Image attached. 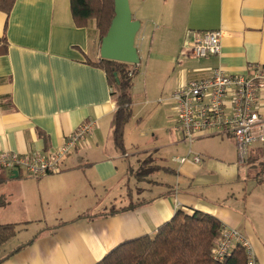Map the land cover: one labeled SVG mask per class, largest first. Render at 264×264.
<instances>
[{"label":"crops","instance_id":"crops-1","mask_svg":"<svg viewBox=\"0 0 264 264\" xmlns=\"http://www.w3.org/2000/svg\"><path fill=\"white\" fill-rule=\"evenodd\" d=\"M141 21L136 37L140 62L143 33L149 35L145 67L169 85L165 115L121 152L112 141L115 110L111 87L99 61V35L93 19L77 25L69 0H13L0 8V151L47 153L83 121L96 126L69 152L56 173L33 177L0 168V223H18L32 243L1 264H95L120 242L153 235L177 210H199L238 228L251 241L258 264L264 243L255 236L244 210L233 205L257 201L264 182L247 177L232 138L210 133L187 141L177 128L170 95L189 79L220 67L243 74L251 63L264 66V0H129ZM220 29V52L195 57L184 50L192 31ZM146 74V72H145ZM144 74V76H145ZM153 80L154 82H156ZM152 80L144 79L148 96ZM134 90V91H133ZM138 113V114H137ZM264 143L251 147L250 154ZM199 155L200 161L193 160ZM186 157L180 162L176 158ZM150 158L158 169L138 179L133 172ZM252 180L255 187L248 190ZM131 209L103 214L111 208ZM34 227V228H33ZM14 236V237H15ZM11 240V239H10ZM9 240V241H10Z\"/></svg>","mask_w":264,"mask_h":264},{"label":"built area","instance_id":"built-area-1","mask_svg":"<svg viewBox=\"0 0 264 264\" xmlns=\"http://www.w3.org/2000/svg\"><path fill=\"white\" fill-rule=\"evenodd\" d=\"M192 39L185 42L184 50L195 57L216 55L220 52V29L192 31ZM177 128L185 139L210 133L233 139L240 164H246L251 147L264 143V66L248 64L243 74L230 75L220 67L213 68L204 77L189 79L170 95ZM96 121L81 122L63 142L47 153H18L0 151V168L9 171L22 170L26 175L40 177L60 170L62 159L91 134ZM186 157L176 158L180 162ZM193 160L200 161L199 155ZM235 245L245 254V264H258L249 238L238 228L222 224L221 236L211 248L214 260H223Z\"/></svg>","mask_w":264,"mask_h":264},{"label":"trees","instance_id":"trees-1","mask_svg":"<svg viewBox=\"0 0 264 264\" xmlns=\"http://www.w3.org/2000/svg\"><path fill=\"white\" fill-rule=\"evenodd\" d=\"M12 2L13 0H0V8L8 12ZM69 7L77 25H83L90 19L95 21L100 41L113 16V0H69ZM97 64L106 73L111 87L110 95L115 104L111 122L112 141L114 146L123 152L125 126L132 116L131 86L136 69L133 64L109 59L100 58ZM250 158L251 154L248 160ZM157 169L158 166L148 158L140 163L133 174L138 179H145ZM255 182H264V179ZM133 206L111 208L103 214H115ZM20 225L0 223V248L15 236L21 229ZM221 226V221L212 214L199 210H193L191 213L177 210L153 235L145 234L124 240L95 264H245V254L239 245H235L229 255L221 261L212 258L211 248L221 236ZM32 241L33 239H29L6 255H1L0 264Z\"/></svg>","mask_w":264,"mask_h":264},{"label":"rangeland","instance_id":"rangeland-1","mask_svg":"<svg viewBox=\"0 0 264 264\" xmlns=\"http://www.w3.org/2000/svg\"><path fill=\"white\" fill-rule=\"evenodd\" d=\"M148 44L149 35L143 33L140 41V46H143L144 48V55L142 58V62L138 67V72L133 78L135 90L138 93L136 95V100L140 102L135 105L134 111L138 110L139 112V114L137 113V116H140V118L138 119L141 120L139 127L143 131L144 135H151L152 132H155L154 129L148 130V127H154L160 125V123L163 122L161 117L163 116V114L165 115V105L167 103L170 104V102H166L165 100L169 85L166 83L163 84V81L161 82L160 80L153 79V76H150L149 69H144L145 54ZM144 79L148 81L152 80L153 82L152 86L148 88V96L146 97H144V95L142 94ZM153 80H155L156 82H154ZM139 134L141 133H139L138 129L136 128L135 120L130 118L125 126V146L128 147L132 142L136 141L139 137ZM255 146L256 144L252 145V147ZM247 177L255 179V181L264 179V146L252 152L251 158L247 160ZM246 186L248 190H252V188L255 187V183L252 180H248ZM233 205L244 210L245 216H247V219L249 220L251 227L254 230L255 236L259 239L260 242L264 243V193L259 195V199H257V201H249L248 206L246 205V209H244L242 200L233 202ZM238 228L244 231L242 225H240ZM29 232L20 233L19 235H16L10 241L5 243L0 248V256L3 255L8 249H11L13 246H15L17 243L25 240L26 237L29 236Z\"/></svg>","mask_w":264,"mask_h":264},{"label":"water","instance_id":"water-1","mask_svg":"<svg viewBox=\"0 0 264 264\" xmlns=\"http://www.w3.org/2000/svg\"><path fill=\"white\" fill-rule=\"evenodd\" d=\"M141 21L133 17L129 0H113V16L100 40L99 57L137 65L140 62L136 37ZM17 175V170H13Z\"/></svg>","mask_w":264,"mask_h":264}]
</instances>
